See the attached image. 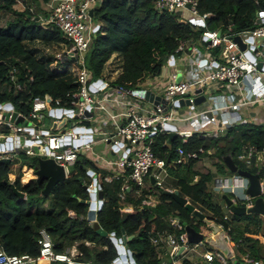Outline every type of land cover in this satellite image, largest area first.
I'll list each match as a JSON object with an SVG mask.
<instances>
[{
  "label": "trees",
  "instance_id": "1",
  "mask_svg": "<svg viewBox=\"0 0 264 264\" xmlns=\"http://www.w3.org/2000/svg\"><path fill=\"white\" fill-rule=\"evenodd\" d=\"M49 1L0 0V86L6 84V89L0 92V101L9 100L23 112L28 110L23 103L33 95L49 97L52 103L58 99L61 105H67L71 93L77 89L79 67L73 60L60 57L37 59L35 52L25 46V42L36 40L66 43L60 30L49 29L36 19L39 12L48 13ZM197 7L200 15L209 13L203 21L181 17L168 11L158 12L154 8V0H102L94 10V18L100 23V27L85 56L93 78L101 76L104 65L117 53L121 57V67L114 82L127 87L142 84L161 73L169 56L176 57L180 54L177 51L180 42H200L205 29L224 31L230 26L232 33H238L254 28L257 11L264 9V0H198ZM30 8L34 11L31 12ZM12 68L17 70L18 81L25 84V89L17 94H13L9 84ZM30 77L32 80L28 81ZM182 138L177 135L171 142V148H168L167 135H158L152 145L156 156L170 162L168 172L178 189L164 187L165 178L160 186L148 182L150 188H157L155 190L160 200L157 208L152 210L144 205H136L127 215L122 214L125 202L118 197L121 181L104 182L97 168L87 159L78 157L68 177L54 184L48 195L42 193L45 179L38 183L32 173L37 168L33 157L18 154L20 161L17 173L11 169L16 158L8 164L1 163L2 248L10 255L26 253L36 256L38 230L44 227L53 239L55 251L62 252L75 245L81 253L76 257L77 260L111 264L118 254L110 236L114 235L119 239L124 233L126 237L131 236L126 241V246L137 264H161L150 239L156 233L174 231L163 217L177 218L181 223L186 222L199 230L193 225V219L198 217L164 194V189L176 191L188 198V202L205 219L219 222L222 216L221 207L207 191L206 183L211 179V174L193 169L197 158H189L187 165L175 163L178 158L177 148L181 146L185 151H192L202 147L205 153L213 148L221 169L224 168L223 157L230 155L238 168L252 173H256L257 169L245 168L239 164L238 157L242 156L243 146H254L258 151L264 149V128L249 122L229 127L218 138L206 139L198 133L191 134L186 143L182 142ZM88 168L96 171L95 177L103 192V203L96 212V220L107 233L105 236L98 234L86 218L89 194L84 186L91 183ZM195 176L198 179L191 184ZM17 192L23 195L20 196ZM127 202H131L130 199ZM235 217L239 219L244 216ZM261 223L259 216L256 217L253 224H249L253 225L249 232L253 233L260 228ZM243 230L237 227L231 234L232 243L242 238L238 251L244 253L247 250L255 258L264 255L262 241L250 235L243 236ZM86 242L90 245H86ZM229 263L235 262L229 260Z\"/></svg>",
  "mask_w": 264,
  "mask_h": 264
},
{
  "label": "built area",
  "instance_id": "2",
  "mask_svg": "<svg viewBox=\"0 0 264 264\" xmlns=\"http://www.w3.org/2000/svg\"><path fill=\"white\" fill-rule=\"evenodd\" d=\"M101 1L50 0L48 13L37 16L36 19L41 25L60 30L69 46L64 54L67 58L73 57V61L79 67L77 89L71 93L67 105H61L58 99L52 103L45 97L33 95L23 103L28 107L27 112L19 110L9 100L0 101V126L7 130L5 134L0 132V143L3 144L0 158H8L11 161L20 153L28 157L46 155L63 168L67 178L68 167L75 164L79 151L92 152V144L99 143V140L106 142L111 153L117 156V160H106L112 168V173L105 176L104 181L108 183L114 180L122 181L121 191L118 193V197L122 200L128 182L132 183L139 192L147 189L149 185L147 181L151 182V179H153L151 184L161 185L170 162L155 155L152 145L156 136L167 135L169 131L179 135L181 124L192 120L201 124L202 116L206 115L208 122L214 126L199 131V135L209 139L218 138L229 127L238 123L239 108L264 102L263 84L248 83L251 78L260 79L264 76V49L260 50L256 45L257 39L261 40L264 47V9L257 11L255 26L250 30L232 33L230 26L224 31L205 29L201 35V42L205 44L204 51L200 50L196 43L180 42L177 47L180 54L166 59L164 67H170L172 71L161 93L158 94L155 92L153 82H150L152 79L135 87H127L115 83V76L113 78L109 74L105 76L103 72L101 76L93 78L85 56L100 27V23L94 18V10ZM197 5L198 0H154V8L158 12L168 11L186 17L187 10L191 17L203 21L209 13L200 15ZM30 11L33 12V8H30ZM235 36L246 43L244 49H241L234 40ZM249 37L253 39L252 42L247 41ZM247 51L255 57V61L249 59ZM181 59L185 60L184 71L189 73V78H183L182 71L175 68L177 61ZM259 62L261 68L257 67ZM16 73L17 70L12 68L9 74V84L13 94L25 89V84L18 81ZM179 74L181 78L177 80ZM31 80L30 77L28 81ZM213 84L230 91L234 89L235 92L210 96L209 88ZM5 89L6 84L0 86V92ZM198 95L205 96L207 106L204 109L198 110L197 105L194 104ZM180 100L183 103L180 104L178 102ZM186 106L188 110L180 113V108ZM228 113L231 115L229 116ZM19 119L20 124L17 123ZM63 119L64 123L61 124ZM90 119H100L105 126L103 128L91 126L85 122ZM72 120L80 122H71L67 125V122ZM167 125H171L174 129L168 130ZM96 135L101 137L95 140ZM187 139L183 137L182 142L186 143ZM8 142L10 148L6 146ZM200 153H203L202 147L185 151L180 146L177 148L178 158L175 163H181L182 157L195 159ZM263 153L264 149L258 151L250 145H245L242 149L244 165L248 167L254 164L257 169L260 183L259 196L264 200V174L262 175L264 159L261 158ZM90 177L91 183L86 186V190L89 195L92 192L96 194L94 202L97 203L100 184L94 176V171L93 176ZM93 179L96 180L95 184ZM247 186V179L234 172L231 178L216 180L214 189L232 193L233 203L249 207L253 204L254 198L246 193ZM149 204L147 198L142 200V205ZM69 214L73 215V212L69 211ZM259 216L262 221L260 228L252 234L244 232L243 236L250 235L264 244V216ZM229 220L228 214H222L219 222L215 223L223 231L224 240L235 261L242 238L237 243H232L231 234L225 233L230 227ZM169 225L174 231L165 230L156 233V237H151V243L156 246L161 244V241H165L168 245L166 254L169 259L162 260L161 264H183L180 259H187L188 252L204 242L194 243L191 247V244L187 243L183 224L177 218L169 217ZM37 245L38 254L32 256L26 253L7 254L0 244V264H93L76 259L81 253L75 245L62 252L55 251L53 239L44 227L38 230ZM86 245H90L89 242H86ZM119 245H124L129 250L126 242L120 240ZM209 247L198 253L204 263L230 264V259L221 251ZM243 254L244 264L262 263L261 257H252L247 250ZM127 257V264H131L130 256ZM114 263L113 260L111 264Z\"/></svg>",
  "mask_w": 264,
  "mask_h": 264
},
{
  "label": "crops",
  "instance_id": "3",
  "mask_svg": "<svg viewBox=\"0 0 264 264\" xmlns=\"http://www.w3.org/2000/svg\"><path fill=\"white\" fill-rule=\"evenodd\" d=\"M42 13L43 12H41L40 14L38 13V15H42ZM185 13H186V11H185ZM43 15H45V14H43ZM188 18H190V17H188ZM191 18H195V17H191ZM29 42H35V43L31 45ZM40 43H42V44H40ZM50 43H53V42H50ZM47 44H49V43H45V42L38 41V40L25 42V46L27 48L33 50L35 52L36 58L37 59H41V60L45 59L47 57H60L62 54H64L66 52V51H64L59 56H56V54L55 55L51 54L49 52ZM60 44H64V43H60ZM196 45L197 46L199 45V46H202V47L205 48V44L203 42H201V41L200 42H196ZM256 45L258 46V49H260V50L264 49L261 40H257L256 39ZM64 47H67V45H65ZM199 49H200V47H199ZM202 51H204V50H202ZM112 57L117 59L116 60L117 63L118 62L121 63V57H120L119 54L114 53ZM110 62H111L110 60L107 61L106 65L110 64ZM184 64H185V60L181 59V60L177 61L175 68H176V70L179 69V70L182 71L183 78H189V73H186L184 71V67H185ZM120 67H121V64H120V66H117V68L115 67V69L111 73H109V75L112 78L114 76H116L117 73L120 71ZM103 71H104V68H103ZM171 71H172V68L165 66V67H163L161 73L158 76H155L154 78H152V80H150V82H153V84L155 86V92L156 93H158V94L161 93V89L164 86L165 82L168 80L169 74H170ZM259 82L262 83L263 86H264V76H262L260 79L251 78L248 81V83H250V84L259 83ZM232 91H234V89L233 90L231 89V91H230V89L228 90V89H226L224 87H219L218 85L213 84L209 88V95L210 96H215V95H219V94H227L228 95V94L232 93ZM204 103H206L205 99L198 105L204 106L205 105ZM204 108L202 107L201 109H204ZM228 114H229V116L231 115V113H228ZM237 114L240 116V120L238 121L237 124H239L241 122H249V123H252V124H255V125H260V126H262L264 128V102H257V103L251 104V105L243 106V107L239 108V110L237 111ZM207 118L208 117L206 115L202 116L203 121L201 122V124H199L198 123L199 121H196V120L188 121V123H186V124H181L180 125L181 126L180 127L181 128L180 132H189L188 136H182V137H187L188 138L193 133H198L199 134V131H201V130H208V129L212 128L214 126V124L209 123ZM222 136H220V137H222ZM206 139H209V138H206ZM101 142H103V141L99 140V143H101ZM104 151L111 153V151H110L109 147L107 146V144H105ZM111 154H113V153H111ZM205 154H208V155H211V156L214 155L213 148L208 149ZM86 155H87V158L91 159V162L93 161L92 164L97 168V171L103 177V180H104L105 176H107V175L112 173V168L106 163L107 159L102 158V159H99V161H98V160H96V158H92L93 157V152H90V151L87 152ZM214 156H216V155H214ZM198 157H200V156H198ZM261 158L264 159V153L261 155ZM219 162L213 163V165H214V169L213 170L210 169L208 171H203V170L201 171L197 167H195L194 164H193V169L199 171L200 173H207L208 172V173L211 174V179L206 183L207 191L212 194L213 201L218 203V205L221 207V210L223 211V214H228L229 209L226 207L225 203H223L221 201V196H222V194L224 192L214 189V185H215V181L216 180H219V179L225 180L227 178H231V177H226V178L222 177L220 172H222L223 169H226V170H228V169H227V167L225 166L224 163H223L224 164V168L221 169ZM181 163H183L185 165L189 164V158L182 157V162ZM18 166H19V163H17V162L12 164V168L13 167H18ZM246 168L252 169V168H256V167H255L254 164H252L250 167H246ZM88 169L92 170L91 168H88ZM92 171H94V170H92ZM167 172H168V170H167ZM95 173H96V171H94V176H95ZM263 174L264 173H262V175ZM197 179H198V176H195L193 178L191 184L196 182ZM238 182L240 183V181H238ZM106 183H108V182H106ZM121 183H122V181H121ZM127 184H128V187L125 190V192L123 193V195H124L123 198L124 199H122L123 202H125V204H124V207L122 208L121 211L132 212L136 205L138 207L143 206L142 205V200L144 198H147L148 201L150 202L149 205H144V206H146V207H148V208H150L152 210L157 208V205L160 203V200L158 198V193H157V191L155 189L152 190L153 188H150L149 185H148L147 189H144L143 191L139 192L132 185V183L128 182ZM171 190H175V189L171 188ZM120 191H121V186H120L119 192ZM153 193L156 195V196H154V198L152 196ZM128 199H130L131 202H127ZM186 199H187V201H189L188 198H186ZM137 200H138V202H136ZM163 219L165 220V222L167 224H169V216H165V217H163ZM241 228H243V227H241ZM233 230L234 229H232V227H229V231H231V234H232ZM244 232L247 233V234H252V232H249V231H247L245 229L243 230V233ZM152 236L154 237L155 234L152 235ZM155 248H156V250L158 252V256L161 259V261L162 260L166 261V260L169 259L167 257V254H166L167 250H168V245H166L165 241H161V244L156 245ZM243 255L244 254L241 253V252H236V258H235V261H234L235 263L234 264H244L242 262ZM187 257H188V255H187ZM261 259H262V263L261 264H264V255L261 256ZM180 261L183 264H197V263L206 264V263H204V261L200 257H198V258H196V257H193V258L192 257H188L187 259L186 258L185 259L182 258V259H180Z\"/></svg>",
  "mask_w": 264,
  "mask_h": 264
},
{
  "label": "water",
  "instance_id": "4",
  "mask_svg": "<svg viewBox=\"0 0 264 264\" xmlns=\"http://www.w3.org/2000/svg\"><path fill=\"white\" fill-rule=\"evenodd\" d=\"M92 10L90 13L92 14ZM220 32V31H219ZM218 32V33H219ZM241 49L245 48V44L238 36H235L234 39ZM252 38L249 37L247 41L252 42ZM247 56L251 61H255V57L249 52H246ZM61 59H67L66 54H62L60 56ZM71 60H74L72 57ZM257 67L261 68V62L257 63ZM181 75H178L177 80H180ZM199 92V90H197ZM149 96V95H148ZM47 101H49V97H45ZM205 99L204 95H199L195 98V105L200 104ZM180 104L183 103L182 100L178 101ZM18 124L21 123V120L19 119L17 121ZM64 123V119L62 120V123ZM54 127V126H53ZM168 130H173L174 127L171 125H167ZM181 136H188L189 132H181L179 133ZM176 133L169 131L167 133V147L171 148V142L176 137ZM67 142V141H66ZM68 143V142H67ZM8 148H10V143L8 142L6 144ZM0 149H3V144L0 143ZM1 163H10V160L8 158H0V164ZM223 163L227 167V169L231 172H235L239 174L240 176L244 177L248 181V186L246 188V193L253 197V204L249 207H245L243 205H237L233 203L232 199L225 193L222 194L221 198L223 199L225 205L228 207L229 211L233 213L234 215L240 216L245 214H258L264 216V200L259 196L260 195V183H259V175L257 173H252L245 169H240L238 166L234 163L233 159L230 155H226L223 157ZM87 173L89 176H93L92 170H87ZM40 174L42 175L43 179L47 180V178L51 179L53 182V185L57 182H60L65 179L64 170L61 166L56 164L54 161L48 162L44 164V166L40 170ZM42 179V180H43ZM151 182H153V179H151ZM93 183H96V180L93 179ZM86 187V186H84ZM164 194L169 195L172 197L177 203L184 206L189 212H191L194 216L198 217L199 220H202L207 228V232H203L200 230H196L192 226L188 225L186 222H183V226L185 229L186 237H187V243L188 244H194L199 242H204L207 245L216 248L217 250L221 251L227 258L233 261V256L231 253V250L227 243L224 240L223 237V231L219 228V226L209 219H205L204 215L195 209V207L187 201V199L181 195H179L176 191H170L167 189L163 190ZM18 195H23L21 192H17ZM91 202L89 203V208L87 211V220L92 223L93 228L96 230V232L100 235L105 236L107 233L100 227L96 220V210L101 208L103 203V192L100 186H98L97 191V203H95L96 194L94 192L90 193L89 195ZM130 213L129 211H122L123 215H127ZM111 241L116 247L118 257L114 259V264H127V255H129V262L131 264H137L132 256L131 251L127 250L124 245H119V241L122 240L124 243L131 239V236L126 237L123 233V237L121 239H117L114 235L110 236Z\"/></svg>",
  "mask_w": 264,
  "mask_h": 264
},
{
  "label": "rangeland",
  "instance_id": "5",
  "mask_svg": "<svg viewBox=\"0 0 264 264\" xmlns=\"http://www.w3.org/2000/svg\"><path fill=\"white\" fill-rule=\"evenodd\" d=\"M41 12H39L40 14ZM4 15L8 16L7 13H4ZM43 15V13H42ZM186 17H190L191 18V15L188 13V11L186 10V13H185ZM31 45L34 44L35 42H29ZM42 44V43H40ZM65 45H67L66 43L64 44H60L58 42H53V43H49L47 44V47L49 49V52L51 54H56V56H59L60 54H62L64 51H66L69 46L67 45V47H64ZM199 46V45H198ZM201 50H205L204 47L202 46H199ZM116 58L112 57L110 59V64H105L104 66V71H103V74L106 76L108 75L109 73H111L115 67L117 68V66H120V62H116ZM205 105L204 106H201V105H198L196 108L198 110H200L202 107H206L207 104L204 103ZM188 106L184 107V108H180V113L181 112H184V111H187L188 109ZM71 122H75V123H78L80 121L78 120H72L70 122H67V125L71 124ZM83 122V121H81ZM86 123H88L89 125L91 126H94V127H101L103 128L105 125L104 123H102V121L100 119H90L89 121H85ZM0 132H3V134L7 133V130L5 128H0ZM99 137H101L100 135H96L94 136V139H98ZM105 142H101V143H94L91 145V149H92V152H93V157L92 158H96V160L99 161V159H107V160H112V161H115L117 160V156L114 155V154H111L110 152H106L104 151V148H105ZM87 153L86 152H83V151H79L78 152V156L83 158V159H88L89 162H91V159L90 158H87ZM200 157H198L195 162H194V165L195 167H197L199 170H203V171H208V170H213L214 169V165L213 163L215 162H219V158L217 156H214V155H208V154H205L204 153H201L199 155ZM18 157V156H17ZM15 157V161L13 163H19L20 161V158H17ZM37 163V168L36 169H33L32 170V173L36 176V179L38 181V183L43 179L42 175L40 174V170L41 168L44 166V164L48 163V162H51V161H54L51 157H48L46 155H42V156H34L33 157ZM238 160H239V164H241L242 166H244L246 168V164L244 165V159L242 158V156L238 157ZM93 162V161H92ZM91 162V163H92ZM250 167V166H248ZM12 171L14 173H17L18 172V169H19V166L18 167H11ZM74 169V167H68V170L69 171H72ZM220 174L222 175L223 178H226V177H232L233 176V172L229 171V170H226V169H223L222 172H220ZM165 179H164V182H163V185L164 187H169V188H174V189H178L177 185H176V182L174 181L173 177L170 176L169 172H166L165 175H164ZM148 183V181H147ZM53 187V182L51 181V179L47 178V180H45V184H44V187H43V190H42V193L44 195H48L49 192L51 191ZM154 189H157L155 187H153L152 190ZM245 192V190H244ZM153 198L154 196H156L154 193L152 194ZM228 196L232 199L234 198V195L232 193L228 194ZM221 201L224 203L223 199L221 198ZM247 202V201H246ZM239 203H241L239 201ZM197 208V206H196ZM200 210L201 208L198 207ZM226 211V210H225ZM223 214V211L221 210V215ZM220 215V216H221ZM228 215L230 217V220L228 221L229 223V226L232 227V228H237V227H243L245 230L247 231H250L251 228H253L252 226L253 225H249V224H253V220L258 217L257 214H245V215H240V216H244V217H241V218H236L233 213H231L230 211L228 212ZM193 225L194 227H196L197 229H199L200 231H203V232H207V228H206V225L203 221H198V219H193ZM237 222H240L239 224ZM203 224L205 226H203ZM246 225H249V226H246ZM251 227V228H250ZM259 229V228H258ZM257 229V230H258ZM257 230H255L254 232H256ZM253 232V233H254ZM226 234H231V231L229 230H226L225 231ZM240 238H238V241H239ZM238 241H235L236 243ZM194 244H191V247L193 246ZM206 248H210L209 245L203 243L201 245H198L196 247H193L192 250H190L188 252V257H196L198 258V253L203 251L204 249ZM41 264H46V263H41ZM197 264H203V263H197Z\"/></svg>",
  "mask_w": 264,
  "mask_h": 264
}]
</instances>
